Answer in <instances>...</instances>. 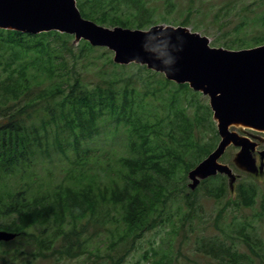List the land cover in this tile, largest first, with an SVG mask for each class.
<instances>
[{"label": "trees", "instance_id": "obj_1", "mask_svg": "<svg viewBox=\"0 0 264 264\" xmlns=\"http://www.w3.org/2000/svg\"><path fill=\"white\" fill-rule=\"evenodd\" d=\"M246 1L229 0L216 12L220 27L227 30L223 40L216 39L219 45L236 49L264 44V0ZM146 3L78 0L83 16L100 24L142 29L158 23ZM251 30L262 34L248 37ZM70 38L55 30L27 34L0 28V229L19 237L37 227L40 255L52 250L57 240L58 252L74 256L82 251L74 238L78 226L84 229L91 221L112 223L118 233L122 229L118 239L139 235L140 229L152 225L147 207L153 217L161 215L160 203L166 204L167 192L172 191L170 181L182 167L185 171L194 167L215 145V140L203 138L200 127L211 119L210 108L188 116L191 106L186 108L181 94L191 91L188 83L168 90L172 98L165 97L164 112L156 113L152 121L145 116L141 96L158 99V93L174 83L144 65L128 75L99 74V80L87 82L79 68L102 57L95 56L98 49L88 41L81 40L80 49H75ZM101 54L104 67L114 63ZM144 72L162 77L150 79ZM135 82H141L143 93ZM112 125L111 144L124 145L119 150L106 143L107 126ZM101 167L104 171H97ZM217 177L205 180L207 187ZM240 195L243 204L251 206L257 192L240 189ZM240 231L252 245L251 234L243 227ZM209 247L206 252L217 256L225 248L217 243ZM224 252L231 262L241 264V256L230 247ZM20 256L0 264H12Z\"/></svg>", "mask_w": 264, "mask_h": 264}, {"label": "rangeland", "instance_id": "obj_2", "mask_svg": "<svg viewBox=\"0 0 264 264\" xmlns=\"http://www.w3.org/2000/svg\"><path fill=\"white\" fill-rule=\"evenodd\" d=\"M145 1L153 11V18L158 23L172 25L185 23L192 31L207 35L212 46L221 47L216 43V39L223 40L224 36L227 35V30L220 27L221 23L218 21L216 12L229 0ZM250 1L253 0H247L245 3L250 4ZM254 33L262 34V32L251 30L247 36L251 37ZM72 43L75 49H80V44H77L74 39ZM96 48L98 50L95 51V56L100 55L102 58L99 59L101 60L87 68L82 66L79 68L87 82L99 80V74L104 75L105 78L115 73L128 75L138 70L139 65H141L132 62L117 66L113 60L114 63L107 62V66L104 67L103 63L105 62L103 60L105 57L103 58L101 53L113 59L114 52L106 47ZM144 73L152 79L153 76H148L147 72ZM160 77L162 76L153 78L160 79ZM170 81L176 85L170 84L164 88L165 93H158V99H155L152 94L141 96L143 103L140 102V104L146 108L145 116L150 117L152 121L155 120L156 113L164 112L165 97L172 98L168 90L177 87V82ZM134 85L137 91L143 93L141 82H135ZM190 90L181 91V94L184 95L183 103L186 108L191 106L188 108V116L191 118L199 109L205 110L204 107L207 106L210 108V104L208 96L191 87ZM176 91L178 92L179 88ZM182 95L180 96L182 97ZM160 102L163 103V107ZM202 122L204 123L200 127L203 130V138L207 139L209 143L215 140V145L211 150L213 151L218 146L221 136L216 121H214L212 110L209 122L207 120ZM107 129H110L106 136L108 148L111 146L112 149L119 150L120 145L124 148L122 143L118 144L117 139L115 144H111L114 137L113 125L107 126ZM231 129L250 137L256 143L257 165L260 166L262 153H264V133L235 126ZM250 134H254L255 138ZM240 149V146L230 144L220 158L222 163L232 167L236 176L233 181L229 175L220 173L217 174L220 175V178L217 177L210 187H207L209 182L204 181L211 177L201 178L202 181L195 188H192L189 171H185L182 167L178 171L177 177L170 181L173 192H167L166 204L160 203L162 214L153 217L154 211L151 207H147L152 213L150 218L152 225L140 229L139 235H131L126 241L121 238L118 239L122 229L118 233L112 223L102 226L98 222L91 221L85 223L84 229H81V225L77 228V235L74 240L81 242L82 251H78L74 256L70 254L68 256L61 251L58 252L56 249L60 246V240H57L52 250L45 251L40 255L39 252L41 251L36 239L39 229L34 227L29 230L27 236L22 235L14 239L15 241H2L0 243V263H11L6 258L10 260L14 255L21 253L22 256L12 264H160L161 261L169 264H236L231 262L228 256L223 255L225 249L230 247L232 251L241 256V264H264V168L253 173L240 165L236 159ZM100 169L97 171H104L102 167ZM248 188H254L257 192L256 199L251 206L244 205L241 200L242 195H240V189L249 190ZM188 202H191L193 207L188 206ZM118 207L120 208L121 204ZM158 212L156 211L157 214ZM242 227L244 232L251 234L252 245L245 242L238 234V232L241 233ZM212 243L225 246V248L220 249L219 256L206 252Z\"/></svg>", "mask_w": 264, "mask_h": 264}, {"label": "water", "instance_id": "obj_3", "mask_svg": "<svg viewBox=\"0 0 264 264\" xmlns=\"http://www.w3.org/2000/svg\"><path fill=\"white\" fill-rule=\"evenodd\" d=\"M0 28L32 34L51 30L74 34L76 42L85 39L95 46H108L116 63L144 64L209 96L221 140L189 171L192 188L201 178L218 172L235 180L232 167L220 161L230 144L241 147L236 155L240 165L253 173L264 168V153L261 165H257L256 143L231 129L264 132V44L241 49L216 47L207 35L165 23L148 29L108 27L84 17L77 0H0ZM16 236L0 229V241Z\"/></svg>", "mask_w": 264, "mask_h": 264}, {"label": "clouds", "instance_id": "obj_4", "mask_svg": "<svg viewBox=\"0 0 264 264\" xmlns=\"http://www.w3.org/2000/svg\"><path fill=\"white\" fill-rule=\"evenodd\" d=\"M166 27V26H165ZM178 39H180L181 41H183V37L181 36H177ZM157 60L159 59L158 57L156 58ZM174 57H173V60H172V63H174ZM167 66V64H165Z\"/></svg>", "mask_w": 264, "mask_h": 264}]
</instances>
